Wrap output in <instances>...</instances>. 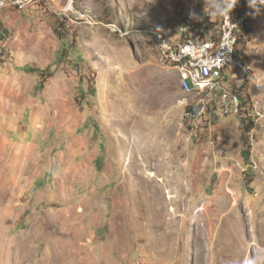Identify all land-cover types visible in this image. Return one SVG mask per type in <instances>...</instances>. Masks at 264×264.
Masks as SVG:
<instances>
[{
    "label": "rangeland",
    "instance_id": "rangeland-1",
    "mask_svg": "<svg viewBox=\"0 0 264 264\" xmlns=\"http://www.w3.org/2000/svg\"><path fill=\"white\" fill-rule=\"evenodd\" d=\"M212 1L0 10V264H243L264 245V6L240 47L250 73L232 83L236 112L187 119L193 99L160 56L179 22L203 18ZM10 64L27 80L8 83ZM58 130L78 133L80 151L79 169L61 168L62 179L53 152L36 154L66 145L70 158ZM32 156L27 176L45 163L58 196L36 195L44 178L22 180L21 167L11 192L16 163Z\"/></svg>",
    "mask_w": 264,
    "mask_h": 264
},
{
    "label": "built area",
    "instance_id": "built-area-1",
    "mask_svg": "<svg viewBox=\"0 0 264 264\" xmlns=\"http://www.w3.org/2000/svg\"><path fill=\"white\" fill-rule=\"evenodd\" d=\"M33 0H0V10L12 6L20 11L27 9ZM220 0L212 1L209 9L218 8ZM207 12L193 23L189 19L179 22V39L162 40L160 56L177 71L179 87L191 95L193 103L185 110L187 119H201L220 111L222 114L238 111L237 95L232 93L241 70L248 72L238 52V38L244 29L245 14L232 10L229 17H211ZM202 22L207 31L202 32ZM201 23V25H200ZM217 109H211L212 104Z\"/></svg>",
    "mask_w": 264,
    "mask_h": 264
},
{
    "label": "crops",
    "instance_id": "crops-1",
    "mask_svg": "<svg viewBox=\"0 0 264 264\" xmlns=\"http://www.w3.org/2000/svg\"><path fill=\"white\" fill-rule=\"evenodd\" d=\"M23 65L20 64V66L17 65L16 69H14V66L12 64H10V67H11V70L14 71V73H11L10 74V77L7 78V82L8 83H14L15 82V85L19 82V81H26L27 78L29 77L28 74L29 72L27 73L24 69H22ZM1 72H0V81L1 80H4L3 77H1ZM76 118V129L78 128V118ZM53 118L52 117H47L44 121H50L52 120ZM75 129V130H76ZM74 130V131H75ZM60 131V133H64V136L68 137L69 136V142L70 144H72L74 146V151L72 150V147H70V158L69 159H66V160H63V158H65V152L66 155H68V150L65 148L64 146H60V149L59 150H54L53 148L51 149V147H45L43 148L41 151L37 152L36 154L38 155L39 157V160H41L43 158L44 155H49L51 152H53V155L56 157L55 159V169H56V172L58 175L57 177H59L60 179H62L63 177V172H61V168H78L79 169V147H78V133H75L74 132H62V130H58V132ZM53 147V146H52ZM35 154V155H36ZM33 158V156L28 159V160H25V163H23V161H19L17 162L16 164L18 165L17 168H16V174H14L12 176V184L15 185L14 188H11V192H13V194H15V189H16V181L19 182V178H18V169L21 167L23 169V172L20 176V178H22V180H26L27 177L29 178H34V177H38V176H41L44 178L45 180V174L43 173V171H46V164L43 163V166L40 165V162L38 160H35V167H36V170L39 171V169H41V173L37 172L35 174L34 177H30V175L27 176L28 172H27V169H31L32 167L30 166V163H32V161H29ZM63 160V161H62ZM60 162L61 164H58L57 162ZM12 163H9V167L11 166ZM60 165H62L63 167H60ZM42 167H43V171H42ZM38 179V178H36ZM57 180V178L55 179V182L53 183H47V181L45 180L44 182L41 181L38 182V184L36 185V191L35 192L33 189H31V186H32V182L30 183V187H28V191H25L24 189L20 188L19 191H21V193L23 195H27L30 191L31 193L35 192L36 195L38 196H58V191H57V187H56V184H60L61 182ZM68 184L71 186L73 184V181L70 180L68 181ZM77 192V191H76ZM75 193V191H73V188L71 187V191L68 193V196H73V194ZM77 193H75L76 195Z\"/></svg>",
    "mask_w": 264,
    "mask_h": 264
},
{
    "label": "clouds",
    "instance_id": "clouds-1",
    "mask_svg": "<svg viewBox=\"0 0 264 264\" xmlns=\"http://www.w3.org/2000/svg\"><path fill=\"white\" fill-rule=\"evenodd\" d=\"M238 2L239 0H220V6L218 8L209 9V12L219 17H229L230 12L238 4ZM247 4L258 14L261 6H264V0H247ZM243 264H264V245L251 247L248 255L243 261Z\"/></svg>",
    "mask_w": 264,
    "mask_h": 264
},
{
    "label": "trees",
    "instance_id": "trees-1",
    "mask_svg": "<svg viewBox=\"0 0 264 264\" xmlns=\"http://www.w3.org/2000/svg\"><path fill=\"white\" fill-rule=\"evenodd\" d=\"M237 9H240L241 12L245 14V17H244V29H243L242 33L239 35V38H238V42L237 43H238V46H239L238 52L241 54L243 62L246 63L245 62L246 61L245 60V56H244V50L243 49H240V47L241 46L242 47H245V45L247 44V41H249V38L251 37V33H252V29H251V27H249V24L251 22H254L255 21V19L257 17V13L255 12L254 9L250 8L249 6H247V9H244V7H242V8H238V7L236 8V7H234L233 8L234 11L237 10ZM204 23L205 22H202V24H204ZM200 25H201V23H200ZM204 26H206V24H204ZM205 29H206L205 30V32H206L207 31V28L205 27ZM0 32L2 34H5V31L4 30H0ZM249 73H250V70L248 68L247 75H249ZM241 88L243 89V87H241ZM231 92L233 93L234 92V89H232ZM234 94H236V91L234 92ZM242 101H243V99H242ZM240 104H241V100H240L238 109L240 107ZM215 108L217 109V106H216V104L213 103L211 109H215ZM209 115H211V114H209Z\"/></svg>",
    "mask_w": 264,
    "mask_h": 264
},
{
    "label": "bare ground",
    "instance_id": "bare-ground-1",
    "mask_svg": "<svg viewBox=\"0 0 264 264\" xmlns=\"http://www.w3.org/2000/svg\"><path fill=\"white\" fill-rule=\"evenodd\" d=\"M170 197H172V196H170Z\"/></svg>",
    "mask_w": 264,
    "mask_h": 264
}]
</instances>
